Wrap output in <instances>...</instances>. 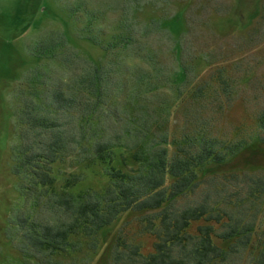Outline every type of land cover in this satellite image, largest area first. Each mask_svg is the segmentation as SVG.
Here are the masks:
<instances>
[{"label":"trees","instance_id":"obj_1","mask_svg":"<svg viewBox=\"0 0 264 264\" xmlns=\"http://www.w3.org/2000/svg\"><path fill=\"white\" fill-rule=\"evenodd\" d=\"M177 18L171 17L166 24L178 23ZM132 32L126 25L109 43L88 34L104 58L78 63L82 57L71 54L77 68L69 82L55 81L38 71L29 87L15 91L18 129L11 168L30 214L10 222L9 239L17 235V248L30 259L38 253L70 255L82 239L89 238L90 247L96 249L124 215L143 213V226L157 240L154 251L140 253L118 236L112 264H264V226L258 219L259 211H264V174L198 181L196 173L208 161L220 163L235 154L244 142L224 146L196 130L176 137L166 128L151 134L145 126L159 111L169 112L168 103L153 108L119 103L127 84L122 72L128 83L134 81L130 75L137 74L120 58L129 48L135 49L138 59L153 65L149 72L136 67L143 74L134 82L145 92L174 83L179 101L189 74L182 61V44L172 50L177 70L164 76L151 53L138 47ZM261 119L264 128V116ZM70 159L88 169H102L106 186L78 190L79 174L64 173ZM132 162L136 165L130 167ZM39 210L49 214L32 217ZM192 223H197L195 231ZM215 238L229 245L224 249Z\"/></svg>","mask_w":264,"mask_h":264},{"label":"rangeland","instance_id":"obj_2","mask_svg":"<svg viewBox=\"0 0 264 264\" xmlns=\"http://www.w3.org/2000/svg\"><path fill=\"white\" fill-rule=\"evenodd\" d=\"M175 15L178 23L166 24ZM126 25L138 47L151 53L164 76L177 70L173 51L180 49L175 45L182 44V61L189 74L181 87L184 98L179 101L174 83L145 92L134 81L143 74L138 68L149 72L153 65L138 59L135 49L129 48L120 58L137 74H131L134 81L128 83L122 72L121 79L127 84L119 103L129 107H133L129 103L136 107L150 104L148 108L168 103L169 112L159 111L145 126L151 134H161L166 128L176 137L196 130L224 146L244 142L224 161H208L197 168L198 181L232 174H264V0H0V264H112L118 236L128 245L137 246L140 253L154 251L157 240L143 226V213L124 215L96 249L90 247L89 238L82 239L70 255L38 253L36 259H30L17 248V235L9 239L10 222L30 214L28 202L18 194L11 168V149L17 144L18 129L15 91L29 87L38 71L55 81L69 82L76 74V61L97 62L105 57L88 34L109 43L111 36L123 32ZM71 54L82 58L73 63ZM135 93L138 96H133ZM71 160L64 173L79 174L82 181L78 190L106 186L102 169H88ZM259 212L258 219L264 226V211ZM47 214L33 211L32 217ZM196 228L197 223H192L191 230ZM215 243L224 249L229 245V241L217 238Z\"/></svg>","mask_w":264,"mask_h":264}]
</instances>
